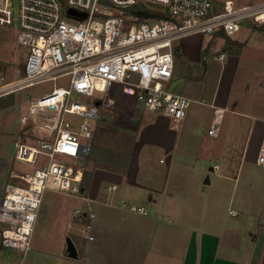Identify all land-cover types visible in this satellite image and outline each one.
I'll use <instances>...</instances> for the list:
<instances>
[{
  "label": "crops",
  "instance_id": "crops-1",
  "mask_svg": "<svg viewBox=\"0 0 264 264\" xmlns=\"http://www.w3.org/2000/svg\"><path fill=\"white\" fill-rule=\"evenodd\" d=\"M225 1L215 0L216 10ZM248 20L232 36L218 29L174 41L168 88L188 96L189 107L208 106L203 115L189 109L178 130L185 137L181 145L176 143L181 136H171L170 119L166 123L161 112L148 118L145 129L146 110L97 121H105L103 128L115 134L99 135V146L92 150L91 145L92 163L84 168L87 190L73 194L79 201L68 226L77 257L69 255L68 235L60 229V247L48 264H264V165L257 161L264 136V23ZM215 106L229 111L216 137L207 132ZM138 141L152 149L137 146ZM17 142L13 147L0 140V200L8 182H21L12 175L22 172L14 167ZM111 142L117 146L104 145ZM157 151L168 156L165 170L146 175L141 157ZM119 158L127 161L121 164ZM173 168L181 170L175 177ZM87 199L96 212L93 239L81 235L86 218L75 212L87 207ZM53 202L42 200L37 219ZM130 205L143 206L147 213ZM28 251L0 247V264L18 262Z\"/></svg>",
  "mask_w": 264,
  "mask_h": 264
},
{
  "label": "built area",
  "instance_id": "built-area-1",
  "mask_svg": "<svg viewBox=\"0 0 264 264\" xmlns=\"http://www.w3.org/2000/svg\"><path fill=\"white\" fill-rule=\"evenodd\" d=\"M142 4L160 5L162 15L140 18L125 10ZM69 8L87 15H71ZM250 17L264 23V0L238 7L226 0L222 10H216L215 0H18L16 15L12 0H0V24L17 25V41L28 48L20 77L7 79L0 66V98L46 79L68 77L67 85L33 96L21 117L25 137L16 143L15 158L33 169L13 172L21 182L5 185L0 200L3 246L30 249L46 188L79 195L84 177L80 160L89 155L94 121L149 110L165 114L170 127L180 130L191 99L168 88L174 41L218 29L232 36ZM75 93L89 101L75 100ZM225 112V107H214L209 135H219ZM257 161L264 165V136ZM86 205L75 212L87 219L81 235L93 239L96 212L89 199ZM130 208L147 213L143 206Z\"/></svg>",
  "mask_w": 264,
  "mask_h": 264
},
{
  "label": "rangeland",
  "instance_id": "rangeland-1",
  "mask_svg": "<svg viewBox=\"0 0 264 264\" xmlns=\"http://www.w3.org/2000/svg\"><path fill=\"white\" fill-rule=\"evenodd\" d=\"M261 1L263 0H233L235 5L252 4ZM12 3L14 7V14L16 15L18 0H12ZM244 20L249 21L248 18H245ZM17 32V25L10 26L0 24V66L3 71V74L6 76L7 79H14L23 75L25 61L28 55V48L26 46L20 45L17 41ZM67 84V76L60 77L57 79H46L30 87L22 88L15 92H10L2 96L0 98V140H9V142L14 147L15 140L19 142L23 139L22 131L24 129V124L21 121V117L27 114L28 105L32 97L51 91L56 86ZM73 98L84 103L89 101V98L87 96L78 93H75L73 95ZM207 107L208 106L205 104H194L192 107H189V109L192 113L193 110L196 109L198 115H203ZM157 114L159 113L146 110L143 113V118L141 120L142 129H145L147 127L149 123L148 118L156 116ZM228 114L229 111L225 112L223 116L221 124L222 128L225 126ZM159 115H161L163 120L168 123V117L165 114L160 113ZM104 123L105 121H101L99 124L102 125L99 126V124L94 121L92 150L95 146H99V143L97 142V138L99 135L103 136L104 134H115V132L110 133L108 131L111 130L109 129V127H106V129L103 128ZM193 124H195V122H193ZM168 131L170 132L171 136H181L176 141L177 145H181L185 140V137H183L182 133L183 129L181 131H174L170 129V127H168ZM174 144L175 142H173L171 146H173ZM104 145L109 148H115L117 146V142H111L108 145ZM139 145L146 146L148 150L152 149L150 144L145 145L144 143L138 141L137 146ZM92 150L90 152L91 154ZM161 157L166 159V162H163L164 159L160 161ZM117 160L121 164L127 161L125 158H119ZM167 160L168 156H166L165 152L162 151L150 153L147 159L141 157V172H144L146 175H148L149 173H152L156 170H165ZM15 162L16 165L14 167L16 168V170L30 171L33 169L32 166L28 165L27 163H23L20 160L16 159ZM90 163H92L91 155L87 159L80 160V164L83 168L89 167L91 165ZM172 170V177H175L176 174L181 171L177 168H173ZM183 171L186 173V176H191L189 171ZM42 200H44V202L54 201V204L49 208L48 213H46L45 216L42 217V219H37L36 217L37 221L35 220L34 223V228L31 235V248L28 251V254L22 256V258L19 259L18 262H12L9 264H48L47 258L50 257V254L56 253V250L60 247V242H58L60 241L58 234H60L61 230H63L62 235H64V232L67 233L68 236L65 239L68 240V247L70 246L71 230L68 226V222L70 221L72 210L74 209L76 202L78 203L79 200L71 193H66L51 188H46L44 190ZM231 207L235 209V211H239L240 209V207H238L236 204H233Z\"/></svg>",
  "mask_w": 264,
  "mask_h": 264
},
{
  "label": "trees",
  "instance_id": "trees-1",
  "mask_svg": "<svg viewBox=\"0 0 264 264\" xmlns=\"http://www.w3.org/2000/svg\"><path fill=\"white\" fill-rule=\"evenodd\" d=\"M155 7H150L148 8L147 5L145 4H142V5H135V6H132V7H128L126 8L125 10L128 12V13H133V14H136L138 15L140 18H146V17H159L160 15L162 14H159L157 12V8L160 7V5H154ZM166 15V14H165ZM86 172V171H85ZM86 179H85V174H84V177H83V180H82V183H81V188H80V192L81 193H85L86 190H87V185H86ZM84 187V188H83ZM83 188V189H82ZM87 221V219H85V222ZM0 247H3V244L1 242V239H0Z\"/></svg>",
  "mask_w": 264,
  "mask_h": 264
},
{
  "label": "water",
  "instance_id": "water-1",
  "mask_svg": "<svg viewBox=\"0 0 264 264\" xmlns=\"http://www.w3.org/2000/svg\"><path fill=\"white\" fill-rule=\"evenodd\" d=\"M68 13L71 14V15H77V16H79L81 18H85L86 15H87L85 12H83V11H77V10H75L73 8H69L68 9ZM69 255L71 257H77V252H76V249H75L73 243H70V246H69Z\"/></svg>",
  "mask_w": 264,
  "mask_h": 264
}]
</instances>
